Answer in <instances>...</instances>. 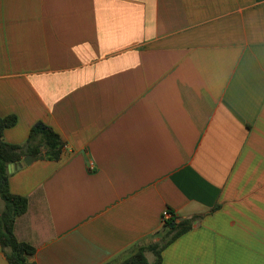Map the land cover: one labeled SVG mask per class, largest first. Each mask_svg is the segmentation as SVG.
Returning a JSON list of instances; mask_svg holds the SVG:
<instances>
[{
  "label": "crops",
  "instance_id": "0c3cea01",
  "mask_svg": "<svg viewBox=\"0 0 264 264\" xmlns=\"http://www.w3.org/2000/svg\"><path fill=\"white\" fill-rule=\"evenodd\" d=\"M8 116L66 145L10 173L37 264H120L166 209L162 264H264V0H0Z\"/></svg>",
  "mask_w": 264,
  "mask_h": 264
},
{
  "label": "trees",
  "instance_id": "16d2710c",
  "mask_svg": "<svg viewBox=\"0 0 264 264\" xmlns=\"http://www.w3.org/2000/svg\"><path fill=\"white\" fill-rule=\"evenodd\" d=\"M17 121L16 116L0 117V245L8 264H37L33 261L36 248L28 242L20 241L16 236L17 220L28 211L29 201L28 198L11 192L8 166L23 161L29 155L35 160L58 162L63 158L66 145L62 137L43 122L33 126L25 144H10L4 140V132L14 127ZM194 222L195 219L173 218L164 224L161 242L137 246L133 254L120 264H162V252L192 230ZM171 224H175L174 227ZM148 252L156 256L154 263L147 260Z\"/></svg>",
  "mask_w": 264,
  "mask_h": 264
},
{
  "label": "water",
  "instance_id": "95a60500",
  "mask_svg": "<svg viewBox=\"0 0 264 264\" xmlns=\"http://www.w3.org/2000/svg\"><path fill=\"white\" fill-rule=\"evenodd\" d=\"M34 161V157L29 155V156H26L23 161L19 162V163H16V164H10L8 166V171L9 173H14L18 170H21L27 166H30ZM175 224H171V227H174Z\"/></svg>",
  "mask_w": 264,
  "mask_h": 264
},
{
  "label": "built area",
  "instance_id": "2783aa9c",
  "mask_svg": "<svg viewBox=\"0 0 264 264\" xmlns=\"http://www.w3.org/2000/svg\"><path fill=\"white\" fill-rule=\"evenodd\" d=\"M163 222L164 224H166L167 222H169L170 220H172L173 218H175L174 214L170 211V210H164L163 215Z\"/></svg>",
  "mask_w": 264,
  "mask_h": 264
}]
</instances>
